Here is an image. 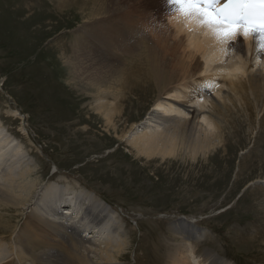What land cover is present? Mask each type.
I'll list each match as a JSON object with an SVG mask.
<instances>
[{
	"label": "rangeland",
	"instance_id": "rangeland-1",
	"mask_svg": "<svg viewBox=\"0 0 264 264\" xmlns=\"http://www.w3.org/2000/svg\"><path fill=\"white\" fill-rule=\"evenodd\" d=\"M103 1L108 2L102 8L99 0H0V121L35 165L39 178L36 197L55 185L64 193H75L65 195L67 200H76L82 190L106 202V209L127 236L125 256L118 264H168L174 250L185 245L172 230V225L180 222L177 220L188 221L198 234H204L199 243L188 240L195 250L218 254L224 263L264 264V112L256 116L250 95H259V91L251 92L245 84L232 93L223 79L213 77L211 87L203 85L201 92L188 89L186 98L162 95L160 98L196 108L198 120L203 115L218 116L223 124L225 153L207 162L201 157L192 161L184 157L183 150L176 154L178 158L138 155L129 139L142 129L145 118L154 114L156 95L137 100L130 94L124 97L121 87V93H115L109 69L116 62L114 65L125 71L152 75L149 66L135 64L140 62L141 51L135 52V63L119 50L112 54L116 60H111V53L101 51L110 62L92 64V73L80 75L83 84L90 77L100 78L103 88L99 93L104 92L100 98L124 112L119 121L113 120L115 130L105 128L101 112L95 109L99 104L96 94L81 84L69 85L77 71L64 80L67 76L53 59L57 54L67 59L74 54L75 45H80L78 35H86L84 16L91 18L89 15L100 12L96 17L103 18L91 21L99 28L109 19L104 11L116 13L126 8H130L126 13L137 14V29L148 43L172 45L170 38L164 42L171 14L152 6L151 0ZM120 14L125 13L117 16ZM78 51L81 55L87 52ZM202 77L196 76V81ZM226 94L231 99L225 102L222 98ZM213 104L215 109L224 105L220 115ZM187 116L180 117L186 120ZM133 126L140 128L130 131ZM123 130L130 132L124 136ZM60 205L59 212L64 214L77 211L70 202ZM9 211L0 212V264H20L13 239L16 232L25 230L28 209L20 214ZM83 235L97 241V231ZM190 249L185 257L190 256L193 263ZM21 264L33 263L26 259Z\"/></svg>",
	"mask_w": 264,
	"mask_h": 264
},
{
	"label": "bare ground",
	"instance_id": "bare-ground-1",
	"mask_svg": "<svg viewBox=\"0 0 264 264\" xmlns=\"http://www.w3.org/2000/svg\"><path fill=\"white\" fill-rule=\"evenodd\" d=\"M107 2L99 0L102 8ZM151 2L152 6L171 14L168 13L171 17L167 19L168 25L163 29L165 30L164 42L169 41L170 38L172 45L167 42L161 45L162 42L158 41L159 45L157 43L154 46V43H148L145 36L141 37V30L137 29V14L126 13L130 8L116 13L104 11L109 19L99 28L94 26L95 22L94 25L91 22L97 20L96 16L100 14V12L96 14L94 12L89 15L91 18L88 15L83 17L86 35L83 33L78 35L77 40H80V45H75L71 58L68 60L65 55L57 54L53 61L62 67V75L67 76L64 80H68L71 74L77 71L75 78L69 79V85L74 87V84H81L91 94H96L99 104L95 109L101 112L99 116L104 119L105 128L115 130L113 120L119 121L124 112L117 111L115 105L100 98L104 94V92L99 93L103 88L99 84L102 82L100 78L90 77L89 82L83 84L80 75L92 73V64L102 65L110 62L101 56V51L111 53L112 57V54L115 55V52L119 50L133 63L136 62L135 52L141 51L138 54L140 62L135 64L149 66L152 75H138V70L125 71L123 67L114 65L116 63L114 61L112 68L109 69L110 66L108 68L115 93L120 94L123 90L124 97L130 94L137 100L149 94L156 95V97L153 95L155 99L151 111L154 114H149L145 118L141 123L142 129L132 133L129 144L138 155L149 158L151 156H159L161 159L178 158L176 154L183 150L184 157H189L192 161H195L197 157L203 158L205 162L210 161L214 155L220 152L225 153L226 150L221 130L222 121L214 114H209V117L203 115L198 120L200 112L196 108L192 110L181 102L174 103L160 97L166 94L168 98H186L188 89L201 92L203 85L211 84L212 78L217 77L223 79V83L226 82L225 87L232 93L236 92L237 87L245 84L250 85L251 92L257 89L259 95L253 93L250 95L255 103V109L254 106L252 108L258 116L264 112V53L257 52L252 35L237 37L231 47H227L225 51L224 46L220 45L207 29L197 27L171 11L167 0H151ZM118 13L125 14L117 16ZM85 42L87 45H84ZM78 48L87 52L81 55ZM98 49H100L99 53L96 52ZM90 54L96 57L93 58ZM124 65L127 66V64ZM102 76L106 75L102 74ZM196 76H203V79L196 81ZM75 79L76 82H73ZM176 84L177 87H175ZM200 96L203 95L200 94ZM230 96L226 94L224 98H221L226 102L231 99ZM188 102L192 103L191 99ZM247 102H243L244 105H247ZM211 106L215 109L214 104ZM223 107L218 106L214 111L220 115ZM186 110L191 111L186 112ZM172 115L177 117L172 118ZM186 115H189L187 116L189 119L185 120ZM137 127L140 128V126ZM137 127L131 128L130 131ZM130 131L122 132L125 136ZM16 140L0 121V212L10 210L19 213L25 208L28 209L26 220L28 218L29 221H25V230L16 232L13 239L14 255L18 262L21 264L23 260L30 259L33 264H118L117 262L125 256L124 252L128 246L126 245L127 236L114 214L106 209V202L82 190L78 191L76 200L75 198L67 200L64 198L65 195H75V193H64L65 191L58 190L55 185H50L36 197L39 178L34 172L35 165ZM69 202L74 208L77 207L76 213L73 214L74 218L68 216L70 214L68 212L65 214L59 212L62 207L60 204L67 205ZM78 218V221L72 220ZM177 221L180 222L173 224L172 230L185 242V245L182 244L174 250L175 254L169 257L168 264H229L222 262L218 254L195 250L192 245L190 246L188 240L201 242L204 234H198L194 226L186 220ZM89 230L97 231V241H90L83 237L81 231L86 233ZM189 248L192 249L194 256L193 263L190 262V256L185 257Z\"/></svg>",
	"mask_w": 264,
	"mask_h": 264
},
{
	"label": "snow or ice",
	"instance_id": "snow-or-ice-1",
	"mask_svg": "<svg viewBox=\"0 0 264 264\" xmlns=\"http://www.w3.org/2000/svg\"><path fill=\"white\" fill-rule=\"evenodd\" d=\"M167 3L178 17L207 29L225 51L237 37L252 35L257 52L264 53V0H167ZM204 87L211 85L206 83Z\"/></svg>",
	"mask_w": 264,
	"mask_h": 264
}]
</instances>
